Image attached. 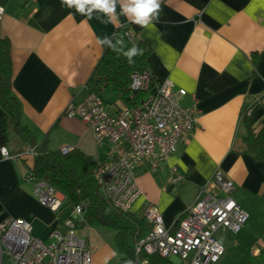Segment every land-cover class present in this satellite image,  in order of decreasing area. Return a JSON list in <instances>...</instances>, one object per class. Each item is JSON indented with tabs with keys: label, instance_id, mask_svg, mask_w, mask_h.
<instances>
[{
	"label": "crops",
	"instance_id": "0c3cea01",
	"mask_svg": "<svg viewBox=\"0 0 264 264\" xmlns=\"http://www.w3.org/2000/svg\"><path fill=\"white\" fill-rule=\"evenodd\" d=\"M158 22L143 28L131 22L116 4L115 22L94 11L91 18L62 0H10L0 15V35L10 43L12 94L21 106V122L34 145L43 139L49 150H78L95 163L107 161L109 144H99L93 132L64 109L87 94V81L117 28L132 41L150 44L149 67L159 82L184 90L182 107L199 110L196 127L177 152L163 163L146 161L136 170L143 196L131 208L143 216L148 206L158 210L165 225L192 206L200 186L220 171L234 186L232 199L249 217L254 200L264 199V166L245 148L243 115L251 127L264 122V0H161ZM114 113L124 100L109 103ZM9 114L0 107V221L26 220L32 235L47 241L58 223L40 206L24 180L31 171L34 148L6 127ZM33 150V154L30 152ZM178 183H171V168ZM92 251V264L108 260L110 248L91 226L78 227ZM111 259V258H110ZM109 259V260H110ZM108 260V261H109Z\"/></svg>",
	"mask_w": 264,
	"mask_h": 264
},
{
	"label": "built area",
	"instance_id": "2783aa9c",
	"mask_svg": "<svg viewBox=\"0 0 264 264\" xmlns=\"http://www.w3.org/2000/svg\"><path fill=\"white\" fill-rule=\"evenodd\" d=\"M1 12L2 8L0 15ZM128 90L124 105L114 113L94 93L70 102L63 112L86 125L99 144L111 146L108 160L97 165L94 179L105 200L121 212H129L143 196L136 182L137 168L146 161H167L196 127L199 115L195 105H180L186 95L184 90H174L167 81L153 84L147 71L132 74ZM1 150H6L0 151L4 158H13L5 147ZM70 150L63 147L59 151L66 155ZM170 172V182L178 183L177 169L172 167ZM24 180L31 185L38 204L56 216L65 200L63 194L31 171ZM233 189L229 179L220 171L214 172L209 182L198 189L195 203L169 226L156 208L148 206L143 215L151 224V231L136 244L132 264H148L147 257H140L141 252L164 259L176 257L180 264L216 263L224 248L214 234L220 228L236 234L248 219L232 199ZM82 211V205L74 207L76 216H81ZM58 226L43 241L32 235L31 224L26 220L4 218L0 221V264H92V251L79 236L75 221L67 219ZM263 249L264 241L258 240L249 248V254L257 256Z\"/></svg>",
	"mask_w": 264,
	"mask_h": 264
},
{
	"label": "trees",
	"instance_id": "16d2710c",
	"mask_svg": "<svg viewBox=\"0 0 264 264\" xmlns=\"http://www.w3.org/2000/svg\"><path fill=\"white\" fill-rule=\"evenodd\" d=\"M10 0H0L3 8ZM112 43L121 45L127 51L133 46L142 50L141 55L134 56L133 63H129L122 52L113 50L107 45L92 75L87 81L88 93H94L102 98L104 87L110 86L120 99L126 100L129 96L128 83L134 73L149 72L153 84L158 82L149 67L150 44L148 41L133 42L130 32L117 28L111 37ZM12 62L10 43L0 35V107L9 114L6 127L11 129L18 139L34 148L32 174L39 180L46 181L65 197L64 203L56 214L58 225L67 219H72L78 227H103L114 232L113 247L119 258L115 264H132L134 249L138 242L145 239L151 231V224L143 216H138L131 210L121 212L111 206L103 197L99 186L94 179L97 167L89 156L72 149L66 155L60 151L47 148L43 139L34 145V139L29 129L21 122V106L12 94ZM104 101V100H103ZM242 124L245 135L242 138L245 148L252 154L255 162L264 166V122L258 129L251 127L249 116L243 115ZM83 206L81 216L74 214V207ZM148 264H174L171 259L161 258L157 254L146 255ZM264 261V249L257 256L249 253L240 264H261Z\"/></svg>",
	"mask_w": 264,
	"mask_h": 264
},
{
	"label": "rangeland",
	"instance_id": "374dc122",
	"mask_svg": "<svg viewBox=\"0 0 264 264\" xmlns=\"http://www.w3.org/2000/svg\"><path fill=\"white\" fill-rule=\"evenodd\" d=\"M103 98L109 103L118 102L117 96L112 89H107L103 93ZM252 211L243 228L236 234H231L220 228L215 234V239L223 246L224 254L216 263L211 264H240L249 253V248L258 240L264 241V199L254 200L251 205ZM103 242L111 250L108 260H99L95 264H115L119 256L113 247L114 232L103 227H98ZM79 233V232H78ZM174 264H180L178 258L171 259Z\"/></svg>",
	"mask_w": 264,
	"mask_h": 264
},
{
	"label": "clouds",
	"instance_id": "9594fccd",
	"mask_svg": "<svg viewBox=\"0 0 264 264\" xmlns=\"http://www.w3.org/2000/svg\"><path fill=\"white\" fill-rule=\"evenodd\" d=\"M116 4L117 0H62V6L75 8L82 15L91 18L94 11L104 13L108 17L106 22H115L116 20ZM121 12L131 22L147 28L154 21L158 22L161 9V0H120ZM101 45H108L113 50L120 51L127 57L129 63H133V57L142 54V50L136 46L131 47L127 51L123 50V41H117L121 45L117 48V44H113L112 40L105 37L99 40ZM6 151V150H0Z\"/></svg>",
	"mask_w": 264,
	"mask_h": 264
}]
</instances>
